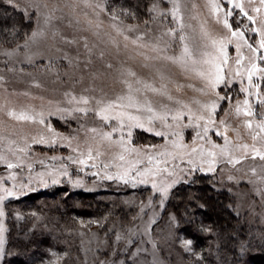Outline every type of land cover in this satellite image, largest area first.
Listing matches in <instances>:
<instances>
[{
    "label": "rangeland",
    "instance_id": "1",
    "mask_svg": "<svg viewBox=\"0 0 264 264\" xmlns=\"http://www.w3.org/2000/svg\"><path fill=\"white\" fill-rule=\"evenodd\" d=\"M110 1L12 0L9 3V0H0L3 5L22 13L27 25L19 43L16 41L0 47V155L20 165L8 168L6 163L0 162V196L4 195V188L12 189L15 193L5 197L0 204V210L4 213L0 217V226L4 229L0 264L6 258L9 230L13 226L18 230L23 227L20 210L15 206L22 198L36 193L43 195L42 192H54L56 189L67 196L72 191H80L99 201H119L121 204L119 209L111 206L120 214L115 217L118 219H113L112 215L105 224L86 218L79 220L81 264H189L185 256L192 246L186 244L188 240L176 239L179 218L171 204L183 192L192 193L196 186L205 187L207 196L197 203L207 206L210 211L222 216L224 221L233 217L234 225L240 229V232L230 231L235 241L246 244L252 240L264 242V160L259 157L252 159L249 155L240 164L232 166L221 160L218 148L212 147L214 144L224 146V136L216 133L225 132L231 141L230 147L247 144L250 146L249 152L252 146L264 152V132L256 128L261 122L260 114L264 113V108L257 103L258 99H264V73L257 71L252 77L253 84H260L261 95L257 96L255 89L249 88L247 82L252 53L246 46H241L243 59L237 65L236 38L233 37V43L225 48L228 57L227 64L223 65L226 83L212 88L198 74L200 70H205L207 75V65L198 64L197 71L185 72L166 60L150 59L164 54L152 50L153 40L168 28H176V22L170 15L172 0H148L151 3L149 9L154 3L158 6L154 19L149 9L148 18L141 8L137 14L141 19L134 18L135 14L128 9L121 11L112 8ZM180 2L181 14L190 26L180 34L198 39L203 28L208 33L205 51L212 56L221 55L219 45L214 46L212 41L224 40L230 35L229 29L223 25L225 18L232 30L239 26L245 32L248 43L259 46V33L248 31L260 28V21L264 19V8L259 13L253 10L260 7L259 0H252L251 3L249 0H234V3L243 4L244 10L257 18L255 25L225 0ZM229 11L232 15L226 16ZM113 12L118 19H112ZM122 12L133 15L125 16ZM46 17H51L47 24ZM129 26L136 30L129 32ZM38 30H42L44 35L34 41L29 39ZM54 32L57 34L55 38L52 35ZM61 36L75 38L76 43H65ZM125 36L129 39L125 40ZM85 39L90 52L83 46ZM173 48L178 54L180 46L174 43ZM172 54L171 51L167 53ZM204 58L208 59L207 56ZM254 62L258 68H264V60L259 57ZM237 70L239 75L236 74ZM129 72L135 73V76L128 75ZM161 73L165 77L163 80ZM125 79L133 87H143L138 81H146L156 88L167 85L172 100L151 91L146 94L157 108L160 103L174 108L177 107L174 101H180L188 106L184 109L185 115L175 121L172 113H169L166 124L157 120L152 130L146 131L148 124H145V128L129 129L125 123L121 128L116 119L105 122L92 111L87 115L75 111L78 107L95 108L96 100H114L127 90V85L122 82ZM242 88H248L249 92H242ZM81 96L89 99L87 106L76 102ZM219 96L231 99L221 101ZM72 97L76 100H72ZM245 99L249 100L256 116L236 114L237 101L241 102L242 113L246 109L247 106L242 103ZM214 101L219 104L212 114L214 123L206 125L205 120L197 121V116L208 117L209 113L203 105H210ZM10 110L26 112L35 119L17 120L8 115ZM120 111L114 109L108 115L111 117ZM41 114L43 124L39 123ZM221 120L225 123L221 124ZM246 120H251L252 129L245 126ZM197 124L199 126H195ZM205 125L208 127L207 137H198V132L203 136ZM92 128H96L98 133L112 132L111 139L91 132ZM114 128L117 130L113 132ZM155 131H162L164 135L156 136ZM257 132L259 135H256ZM41 138L44 142L37 143ZM173 142L186 147L173 148ZM121 144L137 151H124ZM192 148L197 151L191 152ZM89 150L92 151V159H88ZM210 151L217 153L216 163L212 165L214 171L208 170L211 158L207 153ZM97 152L100 154L97 155ZM161 152H176L182 157V162L180 159L173 162L170 156L161 157L158 155ZM120 155L124 156V160L119 159ZM233 155L239 157L242 151H235ZM149 156L169 160V165H160L168 167V172L150 175L146 183H140L141 177L138 176L128 183L106 178V174L115 176L123 174L126 169H131L130 176H136L138 170L152 168L153 165L148 163ZM69 157L77 161L83 159L86 163H73ZM153 183L157 188L152 187ZM158 188H167V194H161ZM242 231L246 232V237ZM68 255L58 254L55 264L67 261L74 264V258Z\"/></svg>",
    "mask_w": 264,
    "mask_h": 264
},
{
    "label": "snow or ice",
    "instance_id": "2",
    "mask_svg": "<svg viewBox=\"0 0 264 264\" xmlns=\"http://www.w3.org/2000/svg\"><path fill=\"white\" fill-rule=\"evenodd\" d=\"M12 0H9V3H11ZM226 3L233 4V6L240 10V12L243 14V16L251 22L253 25L257 23V18L250 15L248 11L244 10V6L241 3H234V0H225ZM252 0H249V3H251ZM173 7L171 9L170 15L172 19L176 22V28H168L165 32L161 34L160 37L155 38L151 44V48L154 52L157 53H164L163 55H156L154 57H151L150 59L153 60H166L169 63L175 64L176 66L180 67L183 71L189 72V71H197L196 65H207L206 73L205 70H200L198 74L201 77H204L207 80L208 86L215 88L217 85L221 83H226V78L224 76V68L223 65L227 64V53L225 51V48L228 44L233 43L232 38L235 37V47L237 51V60L236 63L239 65L241 63V60L243 59L242 54L240 53L241 46H246L250 53H252V56L250 57L249 63L250 67L247 69V82L249 88L255 89V94L257 96H260V84L257 82L253 84V74L257 71L264 73V68H258V65L254 62V60L259 57L260 59L264 60V52H261L262 49H264V19L260 21L261 27L260 28H251L248 29V31H254L258 32L260 35V42L259 46L256 47L252 43H248L247 39L245 38V32L243 30H240L239 26L236 30H232V26L228 23L227 18L224 19L223 25L225 28L229 29L230 35L224 40L216 41L213 40L212 44L219 45V51L221 53L220 56L214 57L209 52L205 51L207 49L208 45L206 43V37L208 36V33L201 28L199 38H193L190 35L187 34H180L183 32H186V29L190 27L185 23L184 17L181 14V2L180 0H172ZM260 7H256L253 10L257 13L261 11V8H264V0H259ZM213 7H218L217 5H213ZM154 15L153 19L155 18V14L158 12V6L157 4H152L151 8L149 9ZM122 15H133L131 13L122 12ZM161 15H164V13H160ZM232 12L229 11L226 13V16H231ZM191 18V17H190ZM51 17L45 18V23L47 24ZM112 19L116 20L118 19V15L113 12L112 13ZM147 23V22H146ZM246 27V26H245ZM119 31V29H117ZM136 29L132 27H128V31L132 32ZM179 30V31H177ZM44 33L42 30L34 31L29 39L35 40L39 36H43ZM53 38L56 37V33L54 32ZM166 37L174 38V39H166ZM60 39L68 44H74L76 43V39H68L66 37L61 36ZM125 40H128L129 37L125 36ZM137 39H141V37H137ZM133 43H136V40L132 41ZM178 44L180 46L179 53L177 54L176 50L173 48V44ZM162 45V47H161ZM27 45H25L26 47ZM84 48L87 51H91L89 49L87 40H84ZM171 51L172 55H167V53ZM6 55H12V53H6ZM208 57V59H205L204 57ZM67 58V57H65ZM108 67H111V65H108ZM237 75H239V70L236 72ZM128 75L135 76V73L129 72ZM160 78L163 80L165 79L164 74H160ZM2 79V77H0ZM127 85V90L124 91L121 95H118L114 100H108L105 101L103 99L96 100L95 108H88V107H78L75 109L77 112H81L84 115H87L88 112L92 111L97 115H100L101 119L105 122H109L110 119H116L120 122V127L123 128L126 126L131 129L133 127L137 128H145V124H148L149 127L145 128L146 131L152 130V125L155 121H160L162 124H166L169 113H172V119L175 121H179L183 118L185 115L184 109H187L188 106L181 104L180 101H174V103L177 105V107H169L166 103H160L159 107L157 108L153 101L148 97L146 94L148 91H151L154 94L160 95L162 97H166L168 100H172V96L167 92V85H164L162 88H156L154 85L149 84L146 81H138L137 83L143 84V87H133V85L127 81L126 79L122 81ZM39 85H37L38 87ZM242 92H249L248 88H242ZM253 93H249V95H252ZM219 100L221 101H227L230 100L231 97L226 96H219ZM72 100H76L75 97H72ZM71 102V101H70ZM78 104H83L87 106L89 104V99L87 97L81 96L79 100H76ZM198 103V102H197ZM243 105L247 106L246 109L241 111L240 101H237L235 112L239 116L243 114L246 117L249 116H256L257 113L252 110L251 105L249 104V100L245 99L243 102ZM257 103L264 108V99H258ZM203 107L208 111L209 115L208 117H205L204 115H200L196 117L197 121L205 120L206 125L214 123V120L212 119V114L215 113L216 109L219 107V104L214 101L213 103L203 105ZM114 109H121L120 112H118L114 116H109L108 113L111 112ZM134 110V111H131ZM189 113L191 110H188ZM8 115L17 119V120H26V121H34V117L27 114L26 112L16 113L15 111H9ZM260 120L261 122L256 125V128L259 129L260 132H264V113L260 114ZM39 123L43 124L44 119L41 114V119L39 120ZM221 124H224L225 121L221 120ZM245 126L248 129H252L253 125L251 120H246ZM205 125L203 128V136H201V133H197L198 137L206 138L208 133V127ZM168 127H171V125H167ZM195 126H199L198 124ZM117 129H113V132ZM91 132L97 133L98 135H101L104 139H111L112 132H97L96 128L90 129ZM154 134L156 136H163L164 132L162 131H155ZM217 135L224 136L225 143L224 146L221 147L219 145H212L213 148L219 149V157L223 162H226L232 166H235L237 164H240L244 159H246L249 155H251L252 159H255L256 157H259L261 160H264V152L260 151L259 149L255 148V146L251 147V152H249V145L247 144H240L231 146V141H229L225 135V132H218ZM173 135H177V133H173ZM256 135H259V132L256 133ZM128 136H131V131H129ZM255 139V136L253 137ZM121 140H123V137H121ZM44 140L41 138L40 141H37V143H43ZM124 151H137L135 148H127L124 144L120 145ZM154 147V146H150ZM186 147L184 145H180L176 142H173V148H183ZM19 151L23 152L24 149H19ZM196 148H192L191 152H196ZM235 151H242V155L239 157L233 155ZM100 153L97 152V155ZM161 157L164 156H170L172 158V161H176L177 159H180L182 162V157H179L176 152H161L158 154ZM207 155L211 158L209 161V171H214L215 168L212 166L216 163L217 160V153L216 152H208ZM68 159L72 160L73 163H79L81 165H84L86 163L85 160L80 159L79 161L73 159L72 157H69ZM88 159H92V151L89 150L88 152ZM120 160H124V156L120 155ZM0 162L6 163V166L8 168H14L19 167V164H13L12 162L8 161L6 157L3 155H0ZM148 163L152 164V168H144L143 170H138L136 172V176H130L129 173L131 169H126L123 174H117V175H109L106 174V178L109 180L112 179H119L122 180L124 183H128L129 180H135L136 177H141L139 180L140 183H146L147 177L150 175H156L163 172H168V167H160L161 164L169 165L170 161L167 159L164 160H157L152 156H149ZM191 163V161H189ZM95 167V165H92ZM104 167H107V165H104ZM254 171V170H253ZM65 174H67L65 172ZM55 182V181H54ZM173 183H176V181H173ZM152 187L157 188V185L153 183ZM4 192L3 196H0V204L3 203L5 197H11L15 193L12 189L4 188L2 189ZM158 191L161 192V194L166 195L167 194V188H158ZM4 215L3 211L0 210V217ZM4 229L2 226H0V255L3 254V233ZM119 239V237H118ZM186 244H191V241H186Z\"/></svg>",
    "mask_w": 264,
    "mask_h": 264
},
{
    "label": "trees",
    "instance_id": "3",
    "mask_svg": "<svg viewBox=\"0 0 264 264\" xmlns=\"http://www.w3.org/2000/svg\"><path fill=\"white\" fill-rule=\"evenodd\" d=\"M109 4L121 11L128 9L135 14L134 18H139L137 14L141 8L145 11L143 15L148 18L147 12L151 3L148 0H112ZM26 26L22 13L0 3V47L16 41L19 43ZM40 194L22 198L15 206L20 210V217L24 223L22 229L18 230L13 226L9 230L3 264H55L60 253L69 254L68 257L74 258V264H81L79 220L86 218L92 222L105 224L112 215L113 219H118L115 217L120 215L117 211L121 207L119 201H99L80 191H72L67 196L58 189ZM206 197V188L196 186L192 193L183 192L171 204L179 218L176 239L191 241V250L185 256L187 262L264 264V242L252 240L246 244L235 241L230 231L240 232V229L234 225L233 217L225 222L222 216L197 203L199 199ZM193 198L196 201H193ZM243 230L245 231L244 228ZM244 231L242 233L246 237ZM63 264H68V261Z\"/></svg>",
    "mask_w": 264,
    "mask_h": 264
}]
</instances>
